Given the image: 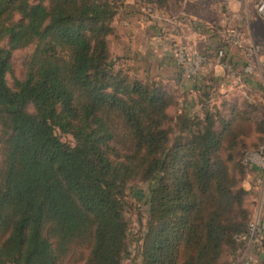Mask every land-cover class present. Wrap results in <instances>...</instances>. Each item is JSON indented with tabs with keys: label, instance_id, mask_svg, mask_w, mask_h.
I'll return each instance as SVG.
<instances>
[{
	"label": "trees",
	"instance_id": "1",
	"mask_svg": "<svg viewBox=\"0 0 264 264\" xmlns=\"http://www.w3.org/2000/svg\"><path fill=\"white\" fill-rule=\"evenodd\" d=\"M114 15L109 0H0V264H121L136 179L149 183L142 264H219L242 243L250 218L232 169L248 147L233 151V119L206 113L189 136L183 119L172 137V97L116 69ZM29 45L10 86V54Z\"/></svg>",
	"mask_w": 264,
	"mask_h": 264
},
{
	"label": "rangeland",
	"instance_id": "2",
	"mask_svg": "<svg viewBox=\"0 0 264 264\" xmlns=\"http://www.w3.org/2000/svg\"><path fill=\"white\" fill-rule=\"evenodd\" d=\"M109 1L114 2L115 15L111 21L114 31L108 36V46L114 58L116 69L122 68L129 75L136 76L144 82L148 80L146 83L149 85L155 83L172 97V102L167 108L168 119L166 121V125L171 129L172 137L179 133V126L183 119L188 120V125L183 130L184 135L187 136L196 130L195 124L189 125V123L203 120L207 113L217 116V118L224 116L226 119H233V125L235 126H233L232 129L234 130H231V132L237 135L236 140L240 145L235 149L233 148V151L237 154L244 147H248L245 153L257 151L264 147V96L262 94L260 95L253 90L248 92L244 87L238 90L235 86L229 87L222 82L219 83L218 79L215 80L216 76L213 70H207V65L194 79L198 83L189 84L187 82L191 80L183 76L172 57L170 59L175 64L173 69L160 67L157 61L150 60L147 43L142 45L143 50L142 48L141 51L139 50L141 38L146 39L148 35L147 28L148 21L151 20L150 15L155 14L154 8L157 9L154 4V8L150 6L153 0ZM248 2L251 7H255L257 0H248ZM168 14L170 15V13ZM170 29H172L171 32L175 31V27H168L167 32ZM164 36L161 34V40ZM192 39L193 42H173L169 49L183 47L192 49L197 53H204L202 52L203 45L196 39ZM0 44L2 47L6 46L5 42ZM33 50L34 45H29L11 52L9 58L11 70L6 75L10 86H13L14 79L24 77ZM29 109L31 110L30 107ZM58 136L62 141L73 143L70 135L58 133ZM226 139H229V137ZM227 153L228 150H221L223 157ZM243 162L244 167H241L240 170H238V167H234L235 170L232 169V172L240 179L238 185L244 191L242 204L248 212L249 219L260 203L264 188L261 190L262 187L254 182L255 174H257L255 169L250 168L244 158ZM148 188L149 183L139 179L129 182L126 188L123 213L128 222L127 250L121 264H142V237L148 220V205L146 204ZM241 244L243 243L224 246L219 264H243L245 261V257L242 256L244 244ZM259 253V251L253 253L249 264H264V256L261 258ZM73 262L74 256L68 254L61 259L60 264H73Z\"/></svg>",
	"mask_w": 264,
	"mask_h": 264
},
{
	"label": "crops",
	"instance_id": "3",
	"mask_svg": "<svg viewBox=\"0 0 264 264\" xmlns=\"http://www.w3.org/2000/svg\"><path fill=\"white\" fill-rule=\"evenodd\" d=\"M154 11L155 14L150 15L151 20L148 21L147 38H141L139 42L140 51L143 44H148L150 60L157 61L160 67L173 69L175 64L168 51L170 45L173 42H193L194 38L203 45L202 52L209 57L206 68L213 70L215 80L264 96V20L256 14L255 7H251L248 0H170L165 9L154 8ZM226 25L240 29L248 39L260 46L259 55L251 61L252 73L243 75L240 82L233 78L225 64L228 62L231 65L233 73H241L244 64L241 56L232 53L229 59L215 57L214 51L220 44L219 29ZM168 27H175V31L171 32L170 29L167 32ZM161 34L165 35L163 40ZM187 83L198 81L193 79ZM259 256L262 258L264 253L260 252Z\"/></svg>",
	"mask_w": 264,
	"mask_h": 264
},
{
	"label": "built area",
	"instance_id": "4",
	"mask_svg": "<svg viewBox=\"0 0 264 264\" xmlns=\"http://www.w3.org/2000/svg\"><path fill=\"white\" fill-rule=\"evenodd\" d=\"M151 10V9H150ZM255 12L264 20V0H257ZM220 44L215 49L217 59H229L232 53H237L244 61L242 72L233 73L231 65L226 62L225 67L232 73L236 81L243 80L245 74H251L253 67L251 61L260 53V46L248 39L245 34L233 26H224L219 29ZM169 49V56L180 69L185 78L193 80L209 62V57L205 53H197L189 48L172 47ZM264 67V59L262 61ZM244 161L250 168L255 169L254 182L264 188V147L257 151L246 152ZM235 239L244 244L242 256L245 257L243 264H249L254 252L264 253V193L260 197L254 214L250 218L247 229L235 235ZM251 253V254H250Z\"/></svg>",
	"mask_w": 264,
	"mask_h": 264
}]
</instances>
